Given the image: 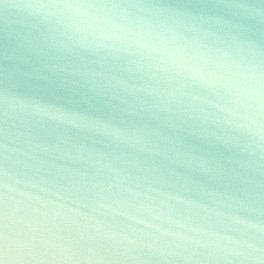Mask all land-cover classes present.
<instances>
[{"label":"water","instance_id":"water-1","mask_svg":"<svg viewBox=\"0 0 264 264\" xmlns=\"http://www.w3.org/2000/svg\"><path fill=\"white\" fill-rule=\"evenodd\" d=\"M249 69L264 0H0L9 264H264V109L221 86Z\"/></svg>","mask_w":264,"mask_h":264},{"label":"clouds","instance_id":"clouds-1","mask_svg":"<svg viewBox=\"0 0 264 264\" xmlns=\"http://www.w3.org/2000/svg\"><path fill=\"white\" fill-rule=\"evenodd\" d=\"M29 8L43 9L49 7L48 5H26ZM65 8H99L98 6L90 5H63ZM143 48L149 54L155 57L165 65H179L181 69L187 68L189 74L194 75L198 70L192 69L186 64H181L172 58L168 53L158 49L154 44H142ZM202 72V71H201ZM199 72V73H201ZM211 83V81H209ZM233 97L234 102L245 110H251L252 105L255 103L261 109H264V92L261 91L260 80L254 74V70L249 69L246 74L238 73V78L233 77L228 79L222 85Z\"/></svg>","mask_w":264,"mask_h":264},{"label":"snow or ice","instance_id":"snow-or-ice-1","mask_svg":"<svg viewBox=\"0 0 264 264\" xmlns=\"http://www.w3.org/2000/svg\"><path fill=\"white\" fill-rule=\"evenodd\" d=\"M90 6H98V7H120L123 5H108V4H88ZM7 173L5 172V175ZM5 189L7 188V184L4 185ZM7 199L6 193H5V200ZM7 219V214L5 213V220ZM7 225L5 224V229ZM264 231V229H261ZM4 245L2 248H0V264H9V255H8V250H7V233L5 231L4 236Z\"/></svg>","mask_w":264,"mask_h":264}]
</instances>
